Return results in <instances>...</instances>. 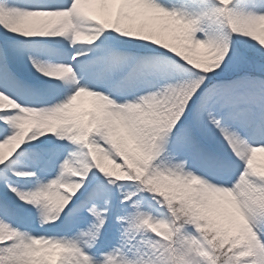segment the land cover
Returning a JSON list of instances; mask_svg holds the SVG:
<instances>
[{
  "label": "snow or ice",
  "instance_id": "obj_1",
  "mask_svg": "<svg viewBox=\"0 0 264 264\" xmlns=\"http://www.w3.org/2000/svg\"><path fill=\"white\" fill-rule=\"evenodd\" d=\"M257 154L264 0H0V264H264Z\"/></svg>",
  "mask_w": 264,
  "mask_h": 264
},
{
  "label": "bare ground",
  "instance_id": "obj_2",
  "mask_svg": "<svg viewBox=\"0 0 264 264\" xmlns=\"http://www.w3.org/2000/svg\"><path fill=\"white\" fill-rule=\"evenodd\" d=\"M202 52V50H200ZM84 99L82 98V104H84ZM256 162L259 166H264V154H257Z\"/></svg>",
  "mask_w": 264,
  "mask_h": 264
},
{
  "label": "rangeland",
  "instance_id": "obj_3",
  "mask_svg": "<svg viewBox=\"0 0 264 264\" xmlns=\"http://www.w3.org/2000/svg\"><path fill=\"white\" fill-rule=\"evenodd\" d=\"M81 106L83 108H88L90 106V102L88 101L87 98L84 99V104H81ZM106 166L110 168V165H106Z\"/></svg>",
  "mask_w": 264,
  "mask_h": 264
}]
</instances>
